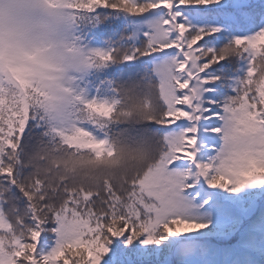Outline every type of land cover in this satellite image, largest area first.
<instances>
[{"label":"snow or ice","instance_id":"snow-or-ice-1","mask_svg":"<svg viewBox=\"0 0 264 264\" xmlns=\"http://www.w3.org/2000/svg\"><path fill=\"white\" fill-rule=\"evenodd\" d=\"M73 71L0 66V264H264V0H64Z\"/></svg>","mask_w":264,"mask_h":264},{"label":"clouds","instance_id":"clouds-1","mask_svg":"<svg viewBox=\"0 0 264 264\" xmlns=\"http://www.w3.org/2000/svg\"><path fill=\"white\" fill-rule=\"evenodd\" d=\"M72 12L64 0H0V66L26 63L40 50L42 58L73 71Z\"/></svg>","mask_w":264,"mask_h":264}]
</instances>
